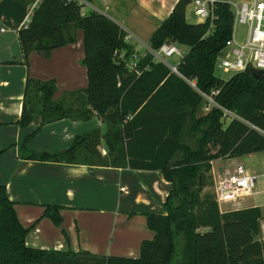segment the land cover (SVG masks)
I'll return each mask as SVG.
<instances>
[{"label":"trees","instance_id":"trees-1","mask_svg":"<svg viewBox=\"0 0 264 264\" xmlns=\"http://www.w3.org/2000/svg\"><path fill=\"white\" fill-rule=\"evenodd\" d=\"M189 2L176 0L148 39L151 50L162 43L188 47L175 65L181 77L148 51L128 70L125 63L136 51L125 41V32L102 14H80L73 0H39L17 29L23 63L29 52L48 54L74 42L79 29L86 77L85 87L57 99L52 98V80L26 77L18 123L38 122L24 139L40 124L64 116L87 119L95 114L106 126L103 133L95 127L76 134L63 150L22 156L157 169L170 188L164 212L145 213L153 235L140 240L137 256L88 258L85 251L26 245L29 226L20 223L0 183V264H264L258 207L220 211L212 195L201 192L212 159L264 151V70L235 72L226 80L215 77L216 55L232 33V13L227 2L212 0V17L188 22ZM184 78L234 116L225 117L218 107L201 111L202 97ZM100 137L106 146L103 156L96 150ZM59 208L45 204L41 215L59 224Z\"/></svg>","mask_w":264,"mask_h":264},{"label":"crops","instance_id":"crops-1","mask_svg":"<svg viewBox=\"0 0 264 264\" xmlns=\"http://www.w3.org/2000/svg\"><path fill=\"white\" fill-rule=\"evenodd\" d=\"M38 1L0 0V183L13 201L20 223L29 226L24 236L26 245L59 251H85L86 255L82 254L85 257H135L140 240L153 235L146 225L145 213L164 212L163 201L170 182L159 170L22 156L28 151H60L70 145L76 134L95 127L100 133L106 129L104 121L95 114L87 119L64 116L40 124L24 139L38 122L36 118L25 125L18 123L26 77L52 80L55 84L53 99L86 85L85 68L81 63V34L77 39L76 31L74 42L54 48L48 54L29 52L26 63H23L17 29ZM73 1L79 6L80 14L95 12L116 23L125 32V41L137 52L138 47L149 49L148 39L152 31L169 15L176 0ZM250 1L240 0V3ZM232 36L235 38L234 29ZM96 150L101 156L106 154L101 137ZM263 152L217 157L210 161L214 179L235 164H241L255 176L254 184L258 178L257 186L254 185L248 194L225 202L223 208L257 206L258 218L264 217ZM257 154L262 157V169L251 165L244 167L239 160ZM215 160L219 161L217 167L213 166ZM45 204L60 206L59 224L41 215ZM176 247H179L178 242Z\"/></svg>","mask_w":264,"mask_h":264},{"label":"built area","instance_id":"built-area-1","mask_svg":"<svg viewBox=\"0 0 264 264\" xmlns=\"http://www.w3.org/2000/svg\"><path fill=\"white\" fill-rule=\"evenodd\" d=\"M212 0H191L193 14L200 20L212 17L210 6ZM35 6V5H34ZM33 6V7H34ZM27 14L25 24L33 9ZM233 21L245 25V35L243 40H236L232 33L229 39L224 42L223 48L218 52L214 64L223 72L245 71L248 68L264 70V0H251L241 2L235 6ZM233 30V23H232ZM154 61H159L166 65L172 72L177 73L175 65H170L164 57L172 54L179 55L175 43H162L158 49H147ZM138 55L133 54L131 60L125 63L128 70L135 67ZM179 75V74H178ZM180 76V75H179ZM181 77V76H180ZM185 82L192 87L203 99L201 111H208L211 107H218L225 117L234 116L231 111L220 107L211 95L203 94L196 87L193 80L185 79ZM255 176L246 171L241 164H235L230 170H224L222 175L215 181L213 193L214 200L219 205L221 203L234 201L235 199L248 194L254 186ZM257 239L261 244L264 256V217L258 218Z\"/></svg>","mask_w":264,"mask_h":264},{"label":"rangeland","instance_id":"rangeland-1","mask_svg":"<svg viewBox=\"0 0 264 264\" xmlns=\"http://www.w3.org/2000/svg\"><path fill=\"white\" fill-rule=\"evenodd\" d=\"M223 1L228 3L229 9H230L231 13L234 15L235 6L239 5L240 0H223ZM192 10H193V6H192L191 3H189L186 6V21H188V22H198V19H197L196 16L193 15ZM233 29H234V37L237 40H243L244 35H245V25L240 24V23H238L236 21H233ZM79 34H81V31L79 29H77L76 30L77 39L79 37L78 36ZM176 47L178 48L179 55L172 54L171 56L164 57V59L170 65H176V63L180 60L181 56H183L185 54V52L187 51V49H188L187 46L182 45V44H176ZM137 50L138 51L136 52L135 55H138V56L142 55V53L145 51V50H141L140 47H138ZM120 55H122V52H121ZM131 58H132V55L130 56V58L126 62L131 60ZM247 72L256 75V74L260 73L261 70H255V69H252V68H248ZM231 74H232L231 72H223L219 67H217L216 64H214L213 75L215 77H217L219 79H222V80H226L229 76H231ZM261 159H262V157L260 155H258V154L255 155L254 157H251V158H248V159H246L245 157L239 158V160H242L244 167H247V166L251 165V167L253 166L255 169H262L261 161H260ZM218 165H219V161L215 160L213 166L217 167ZM210 167H211V164H210ZM219 171L221 172L222 170L219 169ZM222 173L223 172H221L219 176L216 175L215 179H214L212 177L210 168H209L208 171L205 172L206 182H207L206 186L207 187L205 188L204 193L208 192L209 194L212 195L213 199H214V193H213L214 183L222 175ZM257 184H258V178H256V180H255V184H254L255 187L257 186ZM219 205L220 206L222 205V207L220 208ZM219 205L217 204V207H218V209L220 211L228 210L227 208H223L224 203L223 204L221 203Z\"/></svg>","mask_w":264,"mask_h":264}]
</instances>
